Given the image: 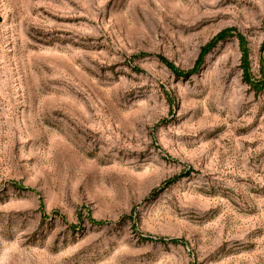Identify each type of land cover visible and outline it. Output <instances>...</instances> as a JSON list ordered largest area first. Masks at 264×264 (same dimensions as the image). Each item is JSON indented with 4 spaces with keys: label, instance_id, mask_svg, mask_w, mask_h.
<instances>
[{
    "label": "rangeland",
    "instance_id": "374dc122",
    "mask_svg": "<svg viewBox=\"0 0 264 264\" xmlns=\"http://www.w3.org/2000/svg\"><path fill=\"white\" fill-rule=\"evenodd\" d=\"M0 264H264V0H0Z\"/></svg>",
    "mask_w": 264,
    "mask_h": 264
},
{
    "label": "trees",
    "instance_id": "16d2710c",
    "mask_svg": "<svg viewBox=\"0 0 264 264\" xmlns=\"http://www.w3.org/2000/svg\"><path fill=\"white\" fill-rule=\"evenodd\" d=\"M171 67V66H170Z\"/></svg>",
    "mask_w": 264,
    "mask_h": 264
}]
</instances>
